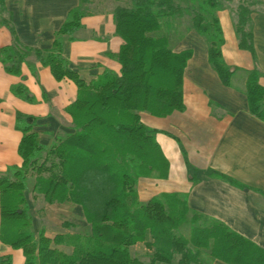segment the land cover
Returning a JSON list of instances; mask_svg holds the SVG:
<instances>
[{
    "label": "trees",
    "instance_id": "trees-1",
    "mask_svg": "<svg viewBox=\"0 0 264 264\" xmlns=\"http://www.w3.org/2000/svg\"><path fill=\"white\" fill-rule=\"evenodd\" d=\"M8 1L0 0V14L7 13ZM188 1L193 4V29L207 42L209 63L223 85L230 87L235 70L223 61L224 37L217 16L228 0ZM86 4L81 0L69 12L47 51L23 45L11 15L0 18V26L12 36V43L0 49L7 75L20 77L23 65L35 57L57 82L68 80L77 86V98L66 109L74 132L51 147L41 144L35 117L16 115L22 165L11 169V176L0 175V241L22 250L24 264H147L132 255L138 245L154 252L152 264H200L203 251L224 264H264L263 249L220 223L194 229L188 238L176 236L174 232L190 214L180 195L162 194L146 204L139 200L138 180H164L170 169L156 140L160 132L148 128L140 114L165 118L185 110L183 79L193 51L175 53L168 38L155 35L161 21L179 11L175 1L129 0L128 6H117L113 20L123 41L116 55L120 74L105 70L90 82L71 68L64 55L65 44L76 41L83 29ZM254 5L239 6L235 26L239 47L253 55ZM29 66L35 74L34 66ZM11 93L24 102H35L24 84L13 86ZM246 93L249 111L264 122V87L257 71L248 73ZM30 176L35 178L33 191L47 204L80 207L89 230L54 238L47 237L45 230L36 235L26 198ZM0 264H13L12 258L1 257Z\"/></svg>",
    "mask_w": 264,
    "mask_h": 264
},
{
    "label": "crops",
    "instance_id": "crops-1",
    "mask_svg": "<svg viewBox=\"0 0 264 264\" xmlns=\"http://www.w3.org/2000/svg\"><path fill=\"white\" fill-rule=\"evenodd\" d=\"M96 1L87 0L83 29L76 34V41L67 42L64 47L71 68L86 82L96 79L105 70L118 75L121 70L116 55L123 41L116 35L113 20L115 5L121 0H100L104 5L93 12ZM238 2V6L256 3L251 7L255 55L239 47L236 14L230 10L219 12L224 37L223 60L231 69H238H233L231 86L223 85L208 55L203 67L191 69L196 60L193 53L183 79L185 110L165 118L140 114L144 124L145 119L151 123L149 127L145 124L148 128L160 132L156 140L170 164L166 179H141L147 180L143 191L145 186L151 189L163 184V190L157 195L184 194L188 208L212 217L264 250V122L249 111L246 93L249 72L257 71L259 83L264 87V53L256 46L264 12H254L256 7L264 8V0ZM80 4L81 0H9L7 13L0 14V18L11 15L12 25L23 45L47 51L69 12ZM11 43L10 32L0 26V49ZM180 47L178 45L177 50ZM205 48L207 50V45ZM29 65L34 66L35 74ZM236 72L243 74L239 85L233 81ZM18 84L27 87L35 99L33 104L11 93V88ZM76 98L77 86L68 80L57 82L50 69L43 67L35 57L23 65L20 77L7 75L0 63L1 176H11V169L22 165L18 152L22 134L15 129L16 115L35 117V131L40 135L41 144L51 147L74 132L66 109ZM138 194L140 199L139 190ZM1 257H11L13 264L25 262L22 250L0 241Z\"/></svg>",
    "mask_w": 264,
    "mask_h": 264
},
{
    "label": "rangeland",
    "instance_id": "rangeland-1",
    "mask_svg": "<svg viewBox=\"0 0 264 264\" xmlns=\"http://www.w3.org/2000/svg\"><path fill=\"white\" fill-rule=\"evenodd\" d=\"M174 1L175 6L179 7V11L175 13V17H170L168 19L162 20V28L155 35H157V37L163 36L168 38L170 47L174 52L192 50L196 60L195 64L191 66V69H199L203 67L204 62L206 60V55H208L207 42L204 37L198 35L197 32L193 29V4H191L188 0ZM95 3L96 4H94L91 10L93 12L97 11L98 9H101V5H104L103 1L100 0L96 1ZM238 3V0H228L223 2L224 10H230L237 16L238 8L240 6H238ZM126 5H129V0H121L115 6ZM105 7H107V5H105ZM263 9V7H256L254 12L261 14L262 12H264ZM225 26L227 27V23H225ZM178 45L179 47H181L177 50ZM206 45L207 50L205 48ZM256 46L261 53H264V21H262V26H260V30L258 32ZM223 61L227 65V61ZM237 70L238 69H236V71ZM241 80H243V74H241V72H236V76L233 78V81L235 82V84L239 85ZM144 122L148 127L151 124L147 122V119H145ZM152 179L154 180L156 178ZM34 180V176H30V178L27 180L26 198L28 200L31 213L34 219V232L36 235L41 230H45L47 237L54 238L59 233H67L72 232L74 230L85 233L89 230L80 207L74 206L72 204H47L41 195H38L36 192L33 191ZM146 181L147 180L145 179H139L137 184V189L140 191L139 200L142 204H146L152 198L158 197L159 195H157V192L162 191L164 188L163 184H159L157 187H152L151 189L148 188L149 186H145V190L143 191V185L147 183ZM150 183H153V181L150 180ZM180 196L185 201L187 200L186 195L180 194ZM189 210L190 214L188 215L186 222L174 232L176 236L188 238L192 230L194 229L209 228L215 224L220 223L214 220L212 217L200 215L193 208H189ZM194 215L198 216V219H196L195 221L193 219ZM65 224H73L76 228L71 229L69 227H66ZM131 252L133 257L138 258L142 262H145L147 264H152L154 252L147 251L143 245L133 247ZM200 262L201 264H221L220 262L214 260L210 256L208 251H203L201 253Z\"/></svg>",
    "mask_w": 264,
    "mask_h": 264
}]
</instances>
